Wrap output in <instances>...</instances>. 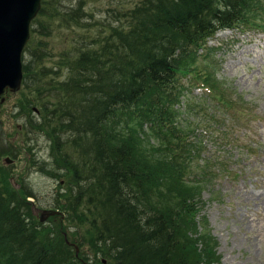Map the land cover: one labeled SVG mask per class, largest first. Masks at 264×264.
<instances>
[{
	"label": "trees",
	"instance_id": "1",
	"mask_svg": "<svg viewBox=\"0 0 264 264\" xmlns=\"http://www.w3.org/2000/svg\"><path fill=\"white\" fill-rule=\"evenodd\" d=\"M263 10L264 0H142L126 26L111 28L96 49L78 50L71 77L61 86L64 92L49 91L55 104L48 105V94L42 97L39 111L52 129L48 138L54 140L57 169L70 176L69 218L87 225L112 264L218 262L211 238L190 236L196 233L201 201L197 188L185 185L184 161L177 163L182 155H167L176 133L172 110L181 91L179 78L194 73L198 51L208 58L213 50L208 41L219 31L261 28L250 20ZM70 18L65 22L80 20ZM25 69L29 81L31 70ZM29 82L27 88L35 84ZM141 124L152 136L164 137L162 128L172 133L148 148L144 140L151 137ZM0 183V264H56L35 223L9 206H18V198L7 195L11 185L3 173Z\"/></svg>",
	"mask_w": 264,
	"mask_h": 264
},
{
	"label": "rangeland",
	"instance_id": "2",
	"mask_svg": "<svg viewBox=\"0 0 264 264\" xmlns=\"http://www.w3.org/2000/svg\"><path fill=\"white\" fill-rule=\"evenodd\" d=\"M141 1L42 0L22 53L21 89L6 93L0 103V173L11 185L5 188L7 195L18 198V206H9L35 223L56 264L112 263L104 257L105 246L86 232L87 225L69 218L70 176L57 169L54 140L48 138L52 129L39 111L42 97L48 94V105L55 104L49 91L64 92L61 86L71 77L80 49H96L110 37L111 28L126 26ZM62 15L67 17L63 20ZM70 17L80 20L65 22ZM250 22L261 28L219 31L208 41L213 49L208 58L202 59L204 51H198L192 78L178 76L181 91L172 110L176 133L167 155H182L175 158L184 161L185 185L198 190L196 233L190 236L212 239L218 262L211 264H264V10ZM26 66L35 83L30 88L25 86L31 81L25 80ZM205 71L209 77L204 83ZM63 125L61 121L62 130ZM141 127L151 137L144 140L148 148L172 133L160 127L164 137L152 136L146 125ZM60 138L64 144L65 136ZM65 151L73 149L63 147ZM47 210L58 214L41 223L40 213Z\"/></svg>",
	"mask_w": 264,
	"mask_h": 264
},
{
	"label": "water",
	"instance_id": "3",
	"mask_svg": "<svg viewBox=\"0 0 264 264\" xmlns=\"http://www.w3.org/2000/svg\"><path fill=\"white\" fill-rule=\"evenodd\" d=\"M42 0H0V103L4 95H15L21 89L22 53L30 37L31 22L41 8ZM6 163L12 162L5 158ZM57 211H41L39 221L44 223Z\"/></svg>",
	"mask_w": 264,
	"mask_h": 264
},
{
	"label": "flooded vegetation",
	"instance_id": "4",
	"mask_svg": "<svg viewBox=\"0 0 264 264\" xmlns=\"http://www.w3.org/2000/svg\"><path fill=\"white\" fill-rule=\"evenodd\" d=\"M2 105V104H1Z\"/></svg>",
	"mask_w": 264,
	"mask_h": 264
}]
</instances>
